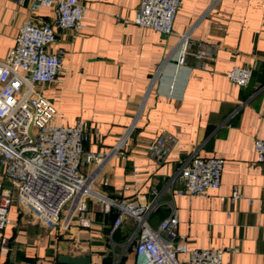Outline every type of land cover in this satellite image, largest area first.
Segmentation results:
<instances>
[{
  "label": "crops",
  "instance_id": "1",
  "mask_svg": "<svg viewBox=\"0 0 264 264\" xmlns=\"http://www.w3.org/2000/svg\"><path fill=\"white\" fill-rule=\"evenodd\" d=\"M79 1L87 8L82 32L53 28L56 41L49 51L64 52L63 74L37 90L58 110V124L88 125L86 151L105 153L134 127L127 158H114L94 190L156 204L148 220L154 231L175 208L178 237L189 249L225 250L223 264H264V165L254 149L256 139H264V0H181L168 36L135 23L141 0ZM28 16V6L0 0V59L14 47ZM54 18L53 9L43 8L36 22ZM234 67L253 70L248 86L229 81ZM162 137L175 142L157 160L149 146ZM195 152L226 161L221 187L204 197L179 196L182 184L172 180ZM0 178L11 186L1 172ZM123 188L128 190L119 196ZM236 188L242 197L234 201ZM86 202L87 210L71 219L66 206L62 226L52 229L14 201L11 223L0 232L6 241L0 264H66L61 256L136 264L135 220L125 217L114 231L118 210L105 214L96 199ZM178 258L189 260L187 254Z\"/></svg>",
  "mask_w": 264,
  "mask_h": 264
},
{
  "label": "built area",
  "instance_id": "2",
  "mask_svg": "<svg viewBox=\"0 0 264 264\" xmlns=\"http://www.w3.org/2000/svg\"><path fill=\"white\" fill-rule=\"evenodd\" d=\"M11 1L21 7L28 6L29 16L20 27L14 47L6 58L0 59V172L11 185L4 187L0 178V232L11 223L9 214L14 201L21 210L34 212L39 223L56 229L62 226L61 216L66 206H71V219L76 211L85 212L86 200L94 198L105 214L112 208L118 210L114 231L125 217L137 223L132 238L136 239V264H223L225 250L189 249L186 239L178 237L179 217L175 208L154 231L148 220L156 204L115 200L94 190L114 158H127L126 148L134 127L109 151H86L85 145L90 140L88 125L58 124V110L37 90L39 84L59 82L63 74L64 52L49 51L56 41L54 26L73 31L75 36L80 34L85 26L86 6L79 0ZM180 7L181 0H141L135 23L171 35ZM43 8L53 9L55 18L39 25L36 15ZM181 39L180 66L185 63L188 34ZM252 76L250 67H234L227 73L229 81L238 87L248 86ZM96 138L101 139L98 134ZM174 142V138L156 139L149 146L151 157L163 159ZM254 149L258 162L264 165V139H256ZM225 165L223 158H202L195 152L183 162L172 180L173 184L176 181L182 184L177 194L204 197L218 190ZM127 190L123 188L119 196ZM241 197L236 188L232 200ZM67 225L68 221L63 224ZM5 243L0 237V244ZM180 254H187L189 260L181 261Z\"/></svg>",
  "mask_w": 264,
  "mask_h": 264
},
{
  "label": "water",
  "instance_id": "3",
  "mask_svg": "<svg viewBox=\"0 0 264 264\" xmlns=\"http://www.w3.org/2000/svg\"><path fill=\"white\" fill-rule=\"evenodd\" d=\"M60 260L66 264H89V258L79 257L71 258L70 256H61Z\"/></svg>",
  "mask_w": 264,
  "mask_h": 264
},
{
  "label": "rangeland",
  "instance_id": "4",
  "mask_svg": "<svg viewBox=\"0 0 264 264\" xmlns=\"http://www.w3.org/2000/svg\"><path fill=\"white\" fill-rule=\"evenodd\" d=\"M25 212L29 213V215H30L31 217L35 218V214H34V212H32L31 210L27 209V211H25Z\"/></svg>",
  "mask_w": 264,
  "mask_h": 264
}]
</instances>
